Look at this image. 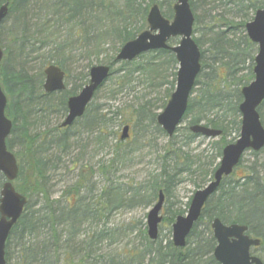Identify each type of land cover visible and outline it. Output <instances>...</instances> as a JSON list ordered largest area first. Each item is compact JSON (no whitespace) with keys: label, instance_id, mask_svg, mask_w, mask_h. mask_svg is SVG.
<instances>
[{"label":"trees","instance_id":"trees-1","mask_svg":"<svg viewBox=\"0 0 264 264\" xmlns=\"http://www.w3.org/2000/svg\"><path fill=\"white\" fill-rule=\"evenodd\" d=\"M7 1L9 11L5 21L12 18L11 26L6 29L4 35L0 34L1 45L4 39L11 40L3 50L4 58L0 66V84L7 98L5 114L12 121V130L6 140V146L14 154L19 168L13 186L19 194L26 197L27 203L7 239L6 264H9L8 248L11 247L12 241L15 242L16 248L19 247L18 264H219L212 255L216 242L210 227L216 218L225 225L247 226L248 234L260 239V247H264V177L257 176L252 167L247 168L242 176H236L234 172L222 179L217 191L206 202L199 220L186 239L184 248H175L171 241L163 243L159 233L157 239L152 241L145 232L141 248L128 251L127 255H124L125 262L121 259L123 255L110 257L107 253L102 254L104 243L109 240L111 234L105 228L97 231L98 226L95 225V220L98 221V218L103 216L100 213L122 205L118 188L103 187L95 201H90L86 196H82L81 192H91L94 189L93 169L82 166L78 169L76 182L62 193L61 201L51 200L48 191L50 173L55 171L64 156L69 154L71 141L78 134L86 132L95 134L94 142L103 146L108 137L116 135V132L108 133L110 126L115 127V116L132 122L133 129L141 125L140 131L147 132L153 128V133L166 137L167 143L161 157L163 166L149 185L144 203L156 202L159 191L163 192L165 198L169 197L171 190L184 176L194 179L193 184L197 188H200L204 180L210 182L218 166L217 161L221 158L222 149L239 136L238 134L237 138L227 140L229 126L236 124L235 132L240 131L239 104L242 95L239 89L232 92L225 89L231 84H248L249 80L253 79L252 68L257 47L248 39L244 26L253 18L254 13L263 7L264 0L189 1L194 14L193 34H198V37L193 38L201 51V72L192 92L196 95L189 100L184 117L187 125L178 128L171 138L157 125V114L151 110L152 101H136L124 110V113L117 111L114 117H110L109 114L101 113L98 106L93 105L99 90L83 116L71 127L61 128L58 124L47 131L36 133L37 135H29L32 131H28L29 122H43L51 115L67 113V100L77 94L81 85L74 83L70 89L66 86L62 92L44 94L42 66L46 62L41 64L35 73H31L26 71L19 58L26 45L33 40V35H43V40H39L38 44L52 45L47 53V60H52L54 65L67 74L71 59L69 56L74 46L79 44L85 48L88 58L93 55L99 64L111 67L106 82L111 80L113 74H120L117 78L119 88L116 94L123 91L134 75L145 76L153 83L158 79L163 80V72L172 69L174 72L171 75L173 80L169 82L170 88L163 93V109L175 87V56L170 51L157 50L142 54L131 62L120 63L115 62V56L125 43L147 28L146 17L152 5H158L163 16L171 19L176 0H41L40 4L37 0H0V6ZM32 4L36 7L35 24L28 21ZM226 4H232V8L221 14H213L218 6ZM204 6L208 7V11H204L205 16L213 20L209 25L201 24L202 17L195 15L197 9H204ZM249 12H252V17L248 15ZM53 17L57 18L54 25L51 24ZM63 25L69 26L68 37L73 34L74 27L76 28L75 40L58 36L59 28ZM238 31L242 33V37L235 41L231 33ZM60 38L62 42H59ZM174 42L177 40H171L170 45ZM13 45L18 47V53L15 70L10 74L6 69V61ZM208 52L209 63L205 57ZM105 54L107 59L99 62L98 58ZM246 61L250 63L248 79L240 77L235 80L238 68ZM92 65L89 59L86 69L89 71ZM115 65L118 68L113 69ZM205 69L209 71L205 72ZM88 71L84 76L85 83L88 81ZM161 85L162 83L158 84ZM263 108L264 102L258 109L264 126L261 111ZM213 113L214 117L211 116ZM227 117H233V120L228 123ZM201 122H205L204 126L208 128L221 131V136L212 144L216 152L209 158L208 163H202L199 156H194L188 151L189 145L198 137L189 131V127L202 124ZM121 123L122 120L119 119V125ZM77 129L79 131L76 132ZM126 144L127 142L122 143L117 139L115 152L118 153ZM241 164L242 159L238 167ZM261 167L264 169V162ZM108 168L103 164L99 171L104 173ZM4 182L3 176L0 175V187ZM136 195L134 194L130 202H134ZM171 210L165 212L159 231L163 228L162 225L173 224L176 217L186 213V210ZM256 217L258 219H255ZM201 224L205 225L207 237L197 233V227ZM83 226L87 227V235L78 240ZM35 238L36 243L30 241Z\"/></svg>","mask_w":264,"mask_h":264},{"label":"rangeland","instance_id":"rangeland-1","mask_svg":"<svg viewBox=\"0 0 264 264\" xmlns=\"http://www.w3.org/2000/svg\"><path fill=\"white\" fill-rule=\"evenodd\" d=\"M37 1L38 4H40L39 2L41 0ZM33 6L34 5L32 4L29 12L30 16L28 21L30 24H35L36 21V7ZM230 7L232 8V4L231 6L228 4L222 5L221 7L218 6V8L214 10L213 14H221L225 10L230 9ZM205 10L208 11L207 6H204V9L199 7L195 12V15H198L200 18L202 17L201 24L209 25V23H213V20H211L208 16H205ZM248 15L252 17V12H249ZM11 19L12 18H8V20L0 26V34L4 35L6 29L11 26ZM56 19V17L51 18L52 25L55 24ZM68 28V25L60 26L58 36H61L62 39L67 37L75 40L74 33L76 28L74 27V31H72L73 34L69 37ZM52 32L53 28H51L50 33ZM241 34L242 33L240 31L233 32L231 33V37L235 41H238L242 37ZM193 37H198V34H193ZM61 38L59 42H62ZM39 40H43V35H33V40H31L30 43L26 45L23 52L20 53L21 57L19 59L21 60V64H24V68L27 72L29 71L31 73H35L38 69H40L41 64L44 62L46 63L42 66V69L50 64H53L52 60H47V53L52 48L51 43L44 46V44H38ZM4 42L2 41V45L0 44L3 50H5L7 43H11V40L6 38V40L4 39ZM32 43L34 45H32ZM175 43L176 42H174V44ZM74 47L75 48L72 50L71 56L68 55L71 59L69 60V73L66 74L65 83L69 89L74 83H76V85H81L77 91L78 93L88 83V81L85 83L84 77L88 71L86 69L88 60L90 59L93 63L92 67L102 64H99L96 61V57L93 55L88 58L84 47L79 44ZM202 50H204L203 47ZM10 51L11 54L6 61V69L11 74V72L15 70L14 67L16 66L15 61L17 58L18 47L13 45L10 47ZM107 57L108 56L106 54L102 55L98 58V61L104 62V58L107 59ZM205 57L206 62L209 63L210 61L207 59H209L210 53H206ZM249 65V61L240 65V68H238L239 72L235 80L240 77L248 79ZM116 68H118L117 65H115L113 69ZM207 71H209V69H205V72ZM173 72L174 70L172 69L163 72L164 79L155 80L153 83H150L145 76L134 75L129 84H127L123 91L118 94L115 92L119 88V81L117 78L120 74H113L111 80L109 82H105L106 84H104L97 92L93 100V105L98 106L101 113L109 114L111 117L117 113V111L124 113V110L131 107L133 103H136V101L138 103L152 101L153 104L151 110L154 113L159 114L162 111L163 93L167 88H170L169 82L173 80V77L171 76ZM76 78H79V80ZM87 79L89 80V76ZM252 80L253 79H250L248 84L252 82ZM160 83H162V85L158 86ZM245 85L247 84H231L225 90L229 92L235 91L236 89L241 90V88ZM195 95L196 94H191L189 100L194 98ZM261 111L264 122V108ZM219 115H222V113H219ZM65 116L66 113L62 115H51L43 122H29L28 131L32 130L29 135H37L36 133H42L58 124H61ZM211 116L214 117V113ZM119 119L122 120L120 125ZM232 120L233 117H227L228 123ZM113 121L115 123V127L110 126L108 133L116 132V135L115 137H108L106 144L103 146L94 142L96 137L95 134L91 135L86 132L78 134L77 137L71 141L69 154L64 156L61 164L57 166L55 171H51V181L48 185L51 200H60L62 193L76 182L78 169L82 166H87L93 169L94 189L91 192L82 191V196H86L87 199L93 202L103 187H113L119 189L122 197L121 199L123 201L122 205L111 211L100 213V215L103 216L98 218V221L97 219L95 220V225L98 226L97 231H102V229L105 228L110 231V237L114 236V238L109 237V240L104 243L102 252V254L107 253L112 257L116 255H127L126 253L128 251L134 248H141L143 244V233H147V214L155 204V201H152L151 204L144 203V198L148 194L149 185L152 183L153 178H155L162 169L163 161L161 160V157L163 156L164 147L167 143L166 137L158 136L155 132L153 133V128L150 130L147 129V132L140 131L142 127L141 125H137V127L133 129L132 122H126V120H123L120 116H115ZM201 123L204 125L205 122ZM124 125H129L130 127L129 138L125 142H122H127L126 146L116 153L114 145L115 142L117 143V139H119ZM146 125L147 124H145V126ZM186 125L187 121H183L179 128H183ZM235 126L236 124L229 126L230 131L229 136L227 137L228 141L237 138L239 134L235 132ZM75 128L72 130L74 131ZM75 131L77 132L79 129ZM180 138L179 141H181ZM217 140L218 138L210 139L197 137L193 143L189 145L188 151L194 156H199L202 163H208L209 158H211L216 152V148L212 144H214ZM253 153L254 152L251 151L244 153L242 164L237 168L236 176H242L247 168L252 167L257 176L264 177V169L261 167L264 162V151L256 152L258 153L257 155H254ZM103 164L104 166L109 167L104 173L99 171L100 166ZM193 180L194 179L189 177H182V180L171 190L169 197L165 198L160 216L164 217L165 212L168 209H172L171 211L181 210L184 212L186 210L187 212V204H189L194 192L202 189L209 182V180H204L203 183L200 184V188H197L194 186ZM134 194H137L134 198V202H130ZM255 219L258 218L256 217ZM255 221L257 222L258 220ZM162 227L163 228L159 231L160 240H162L163 243L168 241L172 242V224H164ZM206 232L204 224L197 227V233L204 234V237L208 236ZM86 235L87 227L83 226L78 240L83 239ZM30 241L36 243L37 238ZM8 252L9 264H18L19 247L16 248L14 241H12L11 247L8 248ZM254 253L264 263V247H258L254 250ZM121 259L125 262V256ZM135 264L139 263L135 262Z\"/></svg>","mask_w":264,"mask_h":264},{"label":"water","instance_id":"water-1","mask_svg":"<svg viewBox=\"0 0 264 264\" xmlns=\"http://www.w3.org/2000/svg\"><path fill=\"white\" fill-rule=\"evenodd\" d=\"M190 0H176L173 6L172 20L166 19L158 5H152L147 14L148 28L136 38L125 43L118 51L115 62H131L140 55L156 50H166L174 54L178 69L173 93L161 113L157 115L158 126L170 138L182 123L187 111L188 101L195 82L201 71V53L193 39L194 15L190 8ZM9 11V1L0 6V24ZM245 31L248 39L257 46L254 58V80L241 89L242 102L239 104L241 115L239 138L222 149V155L213 179L204 188L197 190L189 203L185 216H178L172 224V243L175 248H184L186 239L194 224L199 220L208 199L216 192L222 179L232 174L246 151L257 152L264 148V127L258 112L264 101V8L257 10L252 21L246 23ZM178 38L176 45H169L171 39ZM3 51L0 47V63ZM43 91L45 94L58 93L65 90V73L56 65L47 66L44 71ZM110 76L107 65L93 66L89 70V81L82 90L67 100V115L60 124L61 128L71 127L75 120L81 118L92 101L94 94ZM7 98L0 85V173L5 183L0 190V264H6L5 245L12 228L21 217L27 199L16 192L13 182L18 175L15 156L8 151L6 139L12 130V121L7 118L5 109ZM193 134L215 139L221 131L203 125L190 127ZM129 137V126H124L120 141ZM164 194L158 192L157 201L147 214V236L154 241L158 237V226ZM216 246L213 257L219 264H263L250 256V248L260 245L259 239L250 238L247 226L224 225L219 219L211 222Z\"/></svg>","mask_w":264,"mask_h":264},{"label":"flooded vegetation","instance_id":"flooded-vegetation-1","mask_svg":"<svg viewBox=\"0 0 264 264\" xmlns=\"http://www.w3.org/2000/svg\"><path fill=\"white\" fill-rule=\"evenodd\" d=\"M1 25V24H0ZM1 47V46H0ZM3 50V49H2ZM3 54H4V52H3ZM3 57H4V55H3ZM3 60V59H2ZM1 64H2V61H1ZM1 64H0V66H1ZM259 151H264V148H262L261 150H259ZM259 151H257V152H259ZM250 152V151H249ZM254 153H256V152H254ZM239 165V164H238ZM238 167V166H237ZM236 167V168H237ZM236 168L234 169V171H233V173L234 172H236L235 170H236ZM232 173V174H233ZM1 175V174H0ZM248 228V227H247ZM246 234L250 237V238H252V239H256L255 237H253V236H251V235H249L248 234V229H247V232H246ZM258 247H260V246H258ZM258 247H251L250 248V256H253V257H257V258H259L258 256H256V254L254 253V250L255 249H257ZM260 259V258H259ZM261 260V259H260ZM262 261V260H261ZM262 263H263V261H262ZM264 264V263H263Z\"/></svg>","mask_w":264,"mask_h":264}]
</instances>
